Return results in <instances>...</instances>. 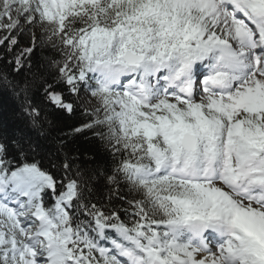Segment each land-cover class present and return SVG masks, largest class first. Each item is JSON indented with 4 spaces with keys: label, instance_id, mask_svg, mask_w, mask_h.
Instances as JSON below:
<instances>
[{
    "label": "snow or ice",
    "instance_id": "1",
    "mask_svg": "<svg viewBox=\"0 0 264 264\" xmlns=\"http://www.w3.org/2000/svg\"><path fill=\"white\" fill-rule=\"evenodd\" d=\"M0 32V264H264V0H0Z\"/></svg>",
    "mask_w": 264,
    "mask_h": 264
},
{
    "label": "trees",
    "instance_id": "2",
    "mask_svg": "<svg viewBox=\"0 0 264 264\" xmlns=\"http://www.w3.org/2000/svg\"><path fill=\"white\" fill-rule=\"evenodd\" d=\"M19 41V46L16 49V52L23 50L28 47L31 43L30 39H26L23 34L14 33ZM4 35L3 32H0V37ZM36 43L39 45L35 50V56L33 58L34 71L37 67L43 69V65H45L50 56L53 53L50 51L49 46L45 45L42 42V39H38ZM5 53V49L3 46H0V57H2ZM8 59H12V56H9ZM6 70L5 64L0 63V71ZM88 108L84 103L80 109L77 110L74 116H68L65 114L63 117H52L51 119L55 120L57 131L54 132V135H62V134H70L73 127H79L81 121L85 120L86 117L83 112V108ZM90 109V108H88ZM0 127H6L8 131H16L19 134V129L23 127L22 121L17 115V108L14 100L11 96L6 94H0ZM90 135V134H89ZM70 144L73 143L74 138L71 135L66 137ZM75 148L81 149V159L84 160L86 156L94 155L91 152H84V148L88 147L87 141L84 137H80L79 140L75 142L73 145ZM101 151V156L104 157L103 149ZM106 159H111L110 157H105ZM89 166H91L89 164Z\"/></svg>",
    "mask_w": 264,
    "mask_h": 264
},
{
    "label": "rangeland",
    "instance_id": "3",
    "mask_svg": "<svg viewBox=\"0 0 264 264\" xmlns=\"http://www.w3.org/2000/svg\"><path fill=\"white\" fill-rule=\"evenodd\" d=\"M36 32V36H37V40L38 39H41V36H42V32L40 30H34ZM23 36L26 38V39H30L32 38V31L31 30H25L23 32ZM84 104L91 109L92 107V104H93V101L90 99V98H85L84 99Z\"/></svg>",
    "mask_w": 264,
    "mask_h": 264
}]
</instances>
